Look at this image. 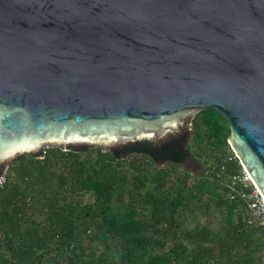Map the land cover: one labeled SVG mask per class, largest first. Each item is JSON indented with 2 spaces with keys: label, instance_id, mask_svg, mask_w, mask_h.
I'll list each match as a JSON object with an SVG mask.
<instances>
[{
  "label": "water",
  "instance_id": "obj_1",
  "mask_svg": "<svg viewBox=\"0 0 264 264\" xmlns=\"http://www.w3.org/2000/svg\"><path fill=\"white\" fill-rule=\"evenodd\" d=\"M205 109L264 199V0H0V169L186 142Z\"/></svg>",
  "mask_w": 264,
  "mask_h": 264
},
{
  "label": "trees",
  "instance_id": "obj_2",
  "mask_svg": "<svg viewBox=\"0 0 264 264\" xmlns=\"http://www.w3.org/2000/svg\"><path fill=\"white\" fill-rule=\"evenodd\" d=\"M191 132L195 151L172 136L156 146L51 147L13 160L0 189V264H264V225H248L244 202L227 196L241 165L225 120L205 109ZM204 146L209 159L193 181L160 166ZM210 201L216 227L182 226Z\"/></svg>",
  "mask_w": 264,
  "mask_h": 264
},
{
  "label": "rangeland",
  "instance_id": "obj_3",
  "mask_svg": "<svg viewBox=\"0 0 264 264\" xmlns=\"http://www.w3.org/2000/svg\"><path fill=\"white\" fill-rule=\"evenodd\" d=\"M194 117H192V118H194ZM188 137H193V134L191 132V126H190V131H189ZM185 143L189 145V148L192 151L197 147L196 140L194 139V137L192 138V140H188V138H187ZM228 147H229V145H228ZM64 149H66V148H64ZM229 150L231 151L230 147H229ZM89 151L90 152L93 151V148H89ZM214 152H215V150H214ZM209 154H210V151L208 150V148L206 146H204L200 151H196V153L194 155H192V158H189V160L186 163L174 164V165L170 164V163H165V164H160V166L166 165L167 166L166 168H168L170 170L172 177L181 176L184 172H188L191 174L190 180L193 181L192 174L194 175V174L200 173V169H198V167L196 165H203L202 163H204L205 159H209ZM192 161H194V162H192ZM9 164H11V162L8 163V165ZM145 165H148L147 161H145ZM86 197L88 198V196H86ZM217 218H218V211L215 208L214 202L210 201L208 203V210H206V208H204V207L201 209L195 210L193 214H191V215L189 214L184 219L182 226L186 229H190L195 225H206V224H208L211 227H216L217 226V224H216Z\"/></svg>",
  "mask_w": 264,
  "mask_h": 264
},
{
  "label": "built area",
  "instance_id": "obj_4",
  "mask_svg": "<svg viewBox=\"0 0 264 264\" xmlns=\"http://www.w3.org/2000/svg\"><path fill=\"white\" fill-rule=\"evenodd\" d=\"M8 175L9 165L7 164L0 169V189L7 182ZM228 187L229 191L227 196L230 200L239 198L244 202L245 208L247 209V224L259 223L264 225V199L242 167L240 172L231 178Z\"/></svg>",
  "mask_w": 264,
  "mask_h": 264
},
{
  "label": "flooded vegetation",
  "instance_id": "obj_5",
  "mask_svg": "<svg viewBox=\"0 0 264 264\" xmlns=\"http://www.w3.org/2000/svg\"><path fill=\"white\" fill-rule=\"evenodd\" d=\"M123 148H124V147H123ZM123 148H122V149H123ZM122 149H121L120 151H122ZM80 150H81V149H80ZM82 150H84V149H82ZM86 150L89 151L88 148H87ZM188 160H189V159L185 160L183 163H186ZM190 160H191V159H190ZM192 162H194V161H192ZM196 166H197V165H196Z\"/></svg>",
  "mask_w": 264,
  "mask_h": 264
}]
</instances>
